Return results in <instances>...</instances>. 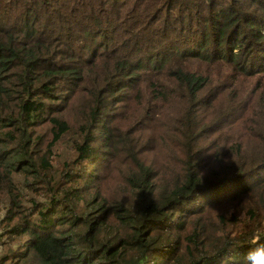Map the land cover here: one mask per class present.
I'll use <instances>...</instances> for the list:
<instances>
[{"label": "trees", "instance_id": "trees-1", "mask_svg": "<svg viewBox=\"0 0 264 264\" xmlns=\"http://www.w3.org/2000/svg\"><path fill=\"white\" fill-rule=\"evenodd\" d=\"M256 241L264 0H0V264H246Z\"/></svg>", "mask_w": 264, "mask_h": 264}, {"label": "clouds", "instance_id": "clouds-1", "mask_svg": "<svg viewBox=\"0 0 264 264\" xmlns=\"http://www.w3.org/2000/svg\"><path fill=\"white\" fill-rule=\"evenodd\" d=\"M231 256L232 254L229 251L228 254L224 256L222 264H233ZM244 260L246 264H264V243L256 241L255 246L245 253Z\"/></svg>", "mask_w": 264, "mask_h": 264}, {"label": "rangeland", "instance_id": "rangeland-1", "mask_svg": "<svg viewBox=\"0 0 264 264\" xmlns=\"http://www.w3.org/2000/svg\"><path fill=\"white\" fill-rule=\"evenodd\" d=\"M42 199V198H41Z\"/></svg>", "mask_w": 264, "mask_h": 264}]
</instances>
